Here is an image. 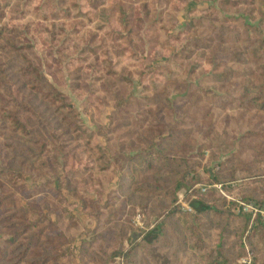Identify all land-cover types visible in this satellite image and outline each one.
Wrapping results in <instances>:
<instances>
[{
    "label": "rangeland",
    "instance_id": "rangeland-1",
    "mask_svg": "<svg viewBox=\"0 0 264 264\" xmlns=\"http://www.w3.org/2000/svg\"><path fill=\"white\" fill-rule=\"evenodd\" d=\"M262 102L264 0H0V264H264Z\"/></svg>",
    "mask_w": 264,
    "mask_h": 264
},
{
    "label": "trees",
    "instance_id": "trees-1",
    "mask_svg": "<svg viewBox=\"0 0 264 264\" xmlns=\"http://www.w3.org/2000/svg\"><path fill=\"white\" fill-rule=\"evenodd\" d=\"M1 49L5 51H10L13 48L9 46H3ZM18 73H20L22 77L27 79V77H31V75L34 74L35 72H34V68L30 64H26L24 68L18 70ZM35 75L37 76L36 77V81L38 83L37 89L42 94L43 100L51 106L66 108L69 109V112H72V107L65 101L64 97L60 94V92L57 91V89L54 86L48 84L43 79V76L41 74H35ZM259 107L261 110H264V102H262L259 105ZM8 119H9L8 122L11 125L12 130L14 132H17L18 135L29 134L30 131H27L26 128L19 122V120L15 116L10 115ZM167 140L168 139L166 140L162 139L156 143L152 142L151 144H149L148 150L142 152L137 156L140 159L139 164L141 165V169L144 167V165L145 167H149V166L153 167L154 163L164 165L161 166V168H167L165 167V163L168 164V162L170 161L166 153L167 146L165 145V141ZM181 187L182 185L180 183L176 184V186L174 187V192L178 191ZM175 200L176 197L173 196L170 202L173 203ZM188 205L193 211H195L197 215L210 214V213H217L221 215L223 214L218 210L217 207L206 204L200 200H191L188 203ZM261 207H264V204ZM174 214H175L174 212L171 213L169 217H174L175 216ZM240 217H241L242 226L247 224L250 220V217L247 214L242 215ZM256 222H259L258 226L260 228L264 227V225L259 220H257ZM193 231H194L193 236L195 242L194 244H188V248L192 251H197L198 250L197 244L199 243L198 238H200V233H198L196 230ZM161 233H162V225L158 224L154 228L149 230V232H147L146 237H148L149 240L145 239V241H147L146 243L148 244L153 243L161 235ZM215 256L216 257L211 261L209 258L208 264H228V259L222 253L221 243H219L218 246L216 247Z\"/></svg>",
    "mask_w": 264,
    "mask_h": 264
},
{
    "label": "built area",
    "instance_id": "built-area-1",
    "mask_svg": "<svg viewBox=\"0 0 264 264\" xmlns=\"http://www.w3.org/2000/svg\"><path fill=\"white\" fill-rule=\"evenodd\" d=\"M220 194H224L222 185H215ZM238 208L244 214L250 217V226H253L257 220L264 225V207H258L253 203L238 202Z\"/></svg>",
    "mask_w": 264,
    "mask_h": 264
}]
</instances>
